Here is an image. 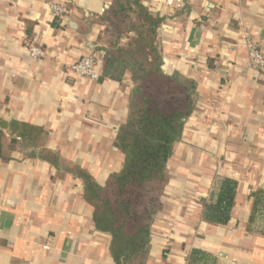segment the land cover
Returning a JSON list of instances; mask_svg holds the SVG:
<instances>
[{
	"label": "crops",
	"instance_id": "0c3cea01",
	"mask_svg": "<svg viewBox=\"0 0 264 264\" xmlns=\"http://www.w3.org/2000/svg\"><path fill=\"white\" fill-rule=\"evenodd\" d=\"M113 1L0 0V150L10 155L0 151V264H116L83 178L58 176L42 156L57 153L101 186L122 169L115 141L133 82L75 80L68 70L94 53L103 72V15ZM141 2L163 19L164 73L197 84L146 264H264V78L248 64L245 41L264 52V0ZM53 3L71 9L60 27ZM32 43L43 57L31 54ZM23 125L32 137L21 135ZM218 176L239 181L226 225L205 221L200 202Z\"/></svg>",
	"mask_w": 264,
	"mask_h": 264
},
{
	"label": "trees",
	"instance_id": "16d2710c",
	"mask_svg": "<svg viewBox=\"0 0 264 264\" xmlns=\"http://www.w3.org/2000/svg\"><path fill=\"white\" fill-rule=\"evenodd\" d=\"M61 20L55 17L53 25L60 27ZM103 20L109 22V30L110 25L114 29V36L110 35L109 43L102 48L100 79L122 81L127 77L133 82L128 116L115 141L124 154L122 169L113 172L101 186L80 166L62 162L57 153L44 150L42 156L54 163L58 176L71 172L83 178L84 196L94 209V224L110 235V251L116 264H146L152 227L164 206L171 180L168 165L193 112L197 84L162 70L158 34L163 19L141 0H114ZM23 129L22 136L34 135L28 125ZM36 136L41 137L38 133ZM5 141L6 136L0 132V144ZM15 141L11 138L12 143ZM0 151L4 159L10 158L2 148ZM238 185L233 177H216L210 196L200 199L205 221L228 224Z\"/></svg>",
	"mask_w": 264,
	"mask_h": 264
},
{
	"label": "built area",
	"instance_id": "2783aa9c",
	"mask_svg": "<svg viewBox=\"0 0 264 264\" xmlns=\"http://www.w3.org/2000/svg\"><path fill=\"white\" fill-rule=\"evenodd\" d=\"M52 13L54 17H66L71 13L66 5H61L57 3L52 4ZM246 47L248 50L249 62L251 67L258 70L260 75L264 78V52L255 41V39L249 35L245 38ZM31 54L35 57H43L45 55L44 50L32 43L30 45ZM69 73L75 80L89 79L93 81L100 80L102 75L99 60L94 53H86L82 55L79 59L75 60L69 65Z\"/></svg>",
	"mask_w": 264,
	"mask_h": 264
},
{
	"label": "rangeland",
	"instance_id": "374dc122",
	"mask_svg": "<svg viewBox=\"0 0 264 264\" xmlns=\"http://www.w3.org/2000/svg\"><path fill=\"white\" fill-rule=\"evenodd\" d=\"M106 22V28H105V37H104V41H105V43H109V40L111 39V38H109L110 37V35H112L113 33H114V29L111 27V25H110V30H109V22L106 20L105 21ZM109 30V31H108ZM112 36H114V35H112ZM126 39V36L124 35V40Z\"/></svg>",
	"mask_w": 264,
	"mask_h": 264
}]
</instances>
